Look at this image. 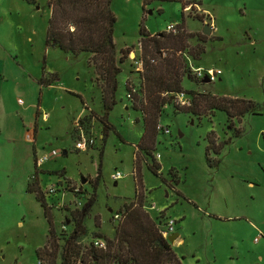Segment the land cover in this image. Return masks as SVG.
<instances>
[{"label": "rangeland", "instance_id": "rangeland-1", "mask_svg": "<svg viewBox=\"0 0 264 264\" xmlns=\"http://www.w3.org/2000/svg\"><path fill=\"white\" fill-rule=\"evenodd\" d=\"M7 1L13 13L23 6L24 41L17 38L22 60L31 72L46 73L53 86H17L19 110L0 111V264H37L36 251L46 244L44 210L35 193L27 192L34 181L50 209L58 245L55 264L93 194L95 203L83 222L87 235L77 244L87 248L94 234L112 239L119 222L114 215L135 199L136 154L143 209L164 225L175 221L178 238L170 245L181 264H264V0L154 1L145 8L143 0H113L117 58L122 49L131 53L120 66L117 104L108 117L114 130L104 143L96 119L102 114L100 80L88 66L90 56L74 59L45 47L50 0ZM183 22L184 32L191 34L184 57L193 80L184 79L183 89L252 101L260 115L228 119L214 111L198 117L165 106L157 122L170 135L156 128L154 137L149 130L145 143L154 138L147 147L160 166L156 175L148 169L151 157L137 149L143 119L126 102L124 84L136 89L140 84L135 71L141 60L140 27L156 35ZM205 27L210 35L203 33ZM197 69L213 70L215 81L202 84ZM9 76L20 78L14 69ZM81 114L85 134L95 140L87 151L75 149ZM44 157L37 169L35 159ZM117 172L122 177L114 180ZM52 187L56 191L48 194Z\"/></svg>", "mask_w": 264, "mask_h": 264}, {"label": "trees", "instance_id": "trees-1", "mask_svg": "<svg viewBox=\"0 0 264 264\" xmlns=\"http://www.w3.org/2000/svg\"><path fill=\"white\" fill-rule=\"evenodd\" d=\"M113 0H50V17L45 38V47L59 49L74 59L85 53L90 56L88 66L93 68L97 75V85L100 90V105L102 114L96 117L102 126V141L109 131L114 130L108 122L112 109L117 104L118 77L121 74L120 66L125 64L129 50L122 49L117 58V51L113 41L115 17L111 11ZM154 1L177 0H143V8ZM180 1V0H178ZM178 24L175 33L149 34L143 26L139 29V42L141 47V71L139 87L134 88L128 83L125 87V100L130 103L131 109L139 112L143 119V134L137 149L151 157L154 138L149 144H145L148 132L154 134L158 126V117L167 105L178 108L175 114L192 116H206L214 111L224 112L228 119L242 118L244 115H260L259 105L252 101L237 98L201 94L196 91H186L182 87L184 79L193 81L186 66V51L188 39L191 34H186ZM202 51L200 54H203ZM132 56V55H131ZM37 84L41 87H51L50 81L40 79ZM184 94L189 102L187 106H178L176 97ZM37 117V116H36ZM85 118L79 119L81 127L85 124ZM76 130V129H75ZM162 134L161 132H159ZM209 146H213L209 143ZM208 146V147H209ZM208 151V148L206 152ZM215 154H217L215 152ZM102 156V151H101ZM208 159V158H207ZM140 156L135 155L133 178L135 182V199L124 206V211L117 215L118 225L112 229L113 238L108 239L102 234H94V239L88 247L82 249L77 240L87 235L83 227L84 217L90 212L95 203V197L91 198L82 209L79 220L75 222V228L69 238L64 240L59 264H181L174 253L172 246L161 235L164 224L161 220L153 218L143 209L141 192L143 190L140 175ZM208 161V160H207ZM209 163V161H208ZM149 171L158 173L160 166L151 157ZM36 170V169H35ZM100 172V169H99ZM27 192L35 193L36 200L44 210L45 218L49 224V234L45 246L36 251L37 263L55 264L58 245L52 226L50 209L47 207L43 193L38 182H30ZM97 219L95 226L99 228ZM101 240L105 243L104 249H98L94 243Z\"/></svg>", "mask_w": 264, "mask_h": 264}, {"label": "crops", "instance_id": "crops-1", "mask_svg": "<svg viewBox=\"0 0 264 264\" xmlns=\"http://www.w3.org/2000/svg\"><path fill=\"white\" fill-rule=\"evenodd\" d=\"M5 2L6 0H0V111L2 112H6L8 108L19 110L18 106L22 105L18 103L21 99L16 97L17 86L37 84L40 79H44L46 82L49 81L43 71L37 74L31 72L20 56L24 48L23 44H18L17 38L19 37V40L22 38L24 41L25 24L21 19L23 6L13 13L10 7L4 5ZM7 2H10V0ZM15 16L16 18H14ZM13 69L17 70L20 78H14L11 81L9 75L13 73ZM51 76H54V81L58 82L55 79V74H51ZM7 88L9 90H5ZM43 88L40 86V90ZM37 117L35 116L36 119ZM79 117H83V115L81 114Z\"/></svg>", "mask_w": 264, "mask_h": 264}, {"label": "built area", "instance_id": "built-area-1", "mask_svg": "<svg viewBox=\"0 0 264 264\" xmlns=\"http://www.w3.org/2000/svg\"><path fill=\"white\" fill-rule=\"evenodd\" d=\"M178 24H169L166 27V33H175L176 29H177ZM137 67L135 68L136 72L141 71V62L138 61L137 63ZM204 72V73H203ZM196 73V78L197 79H205L207 78L210 82L215 81V75L213 70H203V69H197L195 70ZM177 99V103L181 106H187L189 104L186 96L184 94H180L176 97ZM19 104H22L21 101H18ZM43 118H45V115L43 116ZM80 119V118H79ZM79 119L76 120L75 122V129L77 131V140L75 142V149L77 151H87L88 149H90L92 146L95 145V140L91 137H88L85 132L83 127L80 126L79 124ZM157 131L161 132L164 135H170V131L167 128H164L160 125L157 126ZM47 161V158H39V159H35V166L36 168H40L45 162ZM121 175L117 172L115 174V176L113 177L114 180H119L121 179ZM56 191V189L54 187L49 188L48 189V194H53ZM75 192H78L77 190ZM115 220H118L120 218L119 215L115 214L114 215ZM174 226H175V221L173 220H169L167 222V224H165L162 229H161V235L165 240H168V237L171 236L172 234H175L174 232ZM94 245L98 248V249H104L105 248V243L101 240H98L94 243ZM37 264H41V263H37Z\"/></svg>", "mask_w": 264, "mask_h": 264}, {"label": "water", "instance_id": "water-1", "mask_svg": "<svg viewBox=\"0 0 264 264\" xmlns=\"http://www.w3.org/2000/svg\"><path fill=\"white\" fill-rule=\"evenodd\" d=\"M203 33L205 35H210L211 33V29L209 27H205L204 30H203ZM209 83V80L207 78H205L203 81H202V84H207ZM65 154V153H64ZM87 181L85 180V178H82L81 179V183L82 184H85ZM178 238V234H172L171 236L168 237V242L170 244H173Z\"/></svg>", "mask_w": 264, "mask_h": 264}]
</instances>
